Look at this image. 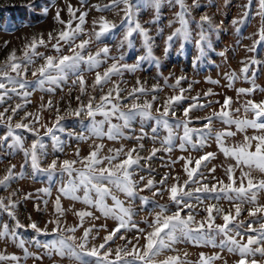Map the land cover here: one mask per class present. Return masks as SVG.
<instances>
[{
	"label": "rangeland",
	"instance_id": "1",
	"mask_svg": "<svg viewBox=\"0 0 264 264\" xmlns=\"http://www.w3.org/2000/svg\"><path fill=\"white\" fill-rule=\"evenodd\" d=\"M134 5H138V11L143 9L140 16L136 19L139 23L144 26L151 38V48L152 54L155 59L159 60V67L155 63V59L144 60L140 67L134 72H129L125 69H121L119 74L111 75L108 82L103 84V86L94 87V81L96 73L103 72L111 66L113 60L110 57H120L124 56L123 61L119 63L134 64L136 63V58L138 56L146 55V49L144 47L143 39L138 34L135 33L131 39L134 41V56L129 57L128 53L129 46L125 42L121 46V40L123 39L126 24L124 27L119 29H114L110 31V37H102L100 41L95 40V31L99 30V25L95 27L93 21H99L100 16H104L105 19L111 23L121 26L122 18L124 16L123 5L111 8L110 10L97 11L95 6L110 5L111 0H0V66L7 62L8 56L15 51L17 59L23 57L25 51V45H30L33 38L36 39L37 47L35 51L42 55H33L32 59L34 63L27 65V71L24 72L21 69L23 78L28 82L26 91L29 93L27 98H23L22 92L17 87L16 92L12 91L13 85L9 84L6 80L0 77L5 83V89H0V93L7 92L4 96L3 103H0V112H5L4 119H0V138H3L8 129L7 116H12L11 124L13 126L14 132L17 135L23 137V143L25 148L31 146L32 140L35 137L24 129H15L16 123H29L33 122L34 117H39V123L35 124V127L40 129L39 135L43 138V143L45 145L44 151L45 156L40 159L41 167H47V165L54 159L62 162L65 159L68 160H82V156L85 153L94 150V146L98 145L97 140L91 135L88 130V125L90 120L85 114L77 117L74 115H69L68 113L76 108H78L81 103L87 104L89 97H95L93 101L94 104L100 103V97L106 95L109 89H113L118 86L120 90V103L122 110L126 111L128 107L134 102L132 98H129V93L133 88L143 87L147 90V95H138V99L135 102L143 104L145 100L151 101L153 103L154 116L157 115L156 109L160 108L163 111V106L166 99L172 95H179L180 89L183 88L185 91L183 95L185 99L174 105L170 111H175L176 116H169L168 119L170 123L175 125L176 120H183V108L187 107L189 104L194 103L192 97H198L196 101L199 104H208L211 102V107H206L203 109H194L190 112L191 123L189 127L201 129L203 124L206 122L203 118L211 116L213 112H219L221 110V105L225 96L231 97L232 102L230 106V112L234 119H251V113H245L244 105L248 100H253L255 102L264 101V43L258 44L255 51L249 52L247 49L252 46L254 40L258 39V36L254 35L261 27L262 20L257 13L260 10V0H251L250 6L245 8L244 5L249 4V0H196L199 7H193V0H185V5L189 10V14L186 19L189 21V29L192 35L191 44H185V50L183 47L178 45V42H174L172 47L170 46L167 54L165 53V42L164 39L173 32V27H171L172 21L178 22L176 13L180 11V7L175 3V0H162L159 13L152 7H145L143 0H132ZM71 5L75 13L74 17L71 18V28L74 29L79 23L80 12H86L85 21L83 23L82 32L78 35L75 40L76 44H79L82 40H89L90 43L86 46L85 55L94 54L98 49L107 46L110 49L109 57L105 58L101 56L103 61L98 68L91 71L87 70V65H81V74L85 80V91L81 93L79 83L73 85V80L77 79L75 75H69L66 81H61L58 85H45V89L52 87L53 91H41L35 85V81L38 78L32 75L33 71H36L41 65L44 64V57L54 56L59 57V55L71 54L68 52V45L63 42L60 43L61 52L57 53L53 49L52 45L56 43V40H49V33L56 36L60 31L64 30L65 25L61 24L56 19V13L59 12L60 20L69 21L68 6ZM47 9V12H45ZM150 9L153 11L150 12ZM137 9L134 7L133 9ZM165 10L166 13H161ZM247 11L249 13L245 23L243 25L236 24L233 25L232 21L234 19H241L243 13ZM153 16H152V15ZM207 15L210 18V23L205 22L203 25L204 32L210 42L211 47L204 46L203 54L199 52L196 47L195 40L198 39V34L200 28L198 24L200 23V18ZM135 18V17H134ZM153 21L157 23H153ZM171 22V23H170ZM162 24V25H159ZM180 25V24H179ZM239 29V31H238ZM108 36V35H107ZM43 38L44 44H40V38ZM132 50V48H130ZM223 52L224 55H220ZM197 57L199 59L197 60ZM255 59L258 63H249L248 72L241 73L240 69L244 66L243 62H249ZM195 61V63H194ZM152 64L153 68L148 70L149 65ZM8 75L16 77V73L12 72L10 69L7 70ZM235 73L236 79L232 82V87H227L228 80L225 78V74L231 75ZM253 73L255 76L253 77ZM247 75L248 80L244 79ZM183 77L180 80L179 85H176L177 78ZM167 78V81H165ZM139 81V84L137 83ZM210 81H218V83H211ZM255 85V90L252 93L237 95L236 89L239 88H252ZM175 85V87H173ZM191 85V87H189ZM156 86L158 91L153 92V87ZM211 90L212 95L205 96L204 94ZM19 93V94H17ZM116 93L113 91V97ZM153 95L156 96L155 101L152 100ZM77 97H80L78 100ZM49 101H51V108L44 107L47 106ZM219 102V103H217ZM17 104H21L22 107L13 115L11 109ZM57 109H59V115L63 117L60 121L61 126L65 129L64 132L56 131V135L60 138L61 146L63 151L56 150L53 148V141L49 136H44L45 126L51 127L52 123L55 121L57 115ZM239 109V112L235 111ZM30 113L32 115L25 118V114ZM200 118V119H197ZM99 121V119L97 120ZM136 124L134 130L138 132L135 134L137 137L141 136V127L144 130V138L138 139L137 149L138 154L141 157H148L153 148L160 149L155 157L150 161L141 160L136 168L133 179L136 181L140 180L143 176L145 180L140 183V187L147 179H154L157 181V187H159V180L166 174L170 177L167 181V186H171L173 183H183L186 179V174L183 170V159L191 156L194 160L200 155L206 152L215 153V157L207 162V166L202 169L204 177L206 178L204 182L217 183V181H224L225 184L228 183L226 169L229 165H235L236 161L231 157L226 158L222 152H220L217 144L215 142V132L224 131L228 129L235 133L234 136L226 137L224 143L228 147H233L237 144L243 143L244 136L259 135L257 130L252 128H246L244 131H237L235 125H225L221 120L214 119L212 128V137L207 141L203 148L198 150H193L191 145H187L186 151H182L179 148V143H174L172 151L165 152L160 144V138L153 139L152 128L157 127L152 123L155 120H141L139 116L135 119ZM133 122V121H132ZM87 124V125H86ZM86 127V128H85ZM163 129V128H162ZM164 130V129H163ZM175 136L178 137L183 134V128H173ZM71 133V135H69ZM79 135H83L86 139H77ZM157 136V135H156ZM196 136L193 135V141L196 140ZM13 143L12 138L8 137L7 141L0 142V178H2L9 167L15 165L14 171L16 173L20 172V165L24 164L23 152L18 148H12L10 145ZM255 142H253L254 145ZM143 148H140V145ZM79 150V157L75 155L76 151ZM254 151V146L251 149ZM136 155V154H135ZM172 161H176L172 164ZM76 169L82 168L81 163H77L73 166ZM215 168L214 173L209 172V168ZM251 173V176L255 181L264 179V173H261L258 169L253 166L250 170L247 167H236L234 169L233 175L237 181L236 186L239 185L241 171ZM25 174L23 178L17 177L16 179L10 181L7 185L0 186V200H3L4 204H8L9 197L15 202V208L11 209L16 219L13 220L12 217L8 215V212L0 209V230L3 229L5 224L8 225L9 231L15 228L16 221L18 220L25 227L15 229L17 240L13 241L10 237L5 239H0V254L5 256L16 255L20 257L19 264H77L73 260H69L67 257L61 258L59 255L53 252L51 256L46 254V250L41 247H36L34 240H39L41 244L49 242L54 239L55 236L52 235V229L56 227L54 221L59 219L61 228H73L74 232H66L65 236H72L76 244L81 242V238L84 235V229H93L88 237V248L93 246H99L104 242V237L107 236L114 228L117 227L119 221L113 217L103 216L94 206L87 205L82 202V200H72L61 195L60 205L63 210L62 215H58L55 212L54 202L59 195L58 189L62 184L66 183L69 179L67 173L61 174L57 172L53 179L50 181L48 175L43 172L36 173L33 176L32 168L30 162L24 170ZM75 176V173H73ZM171 177H179V181L172 179ZM214 177V178H213ZM107 184V182H105ZM247 181H245V185ZM51 188L50 195H46L43 192L38 191L42 188ZM112 188L113 194L121 200L125 207L131 206L135 215L132 217L134 223L138 225L139 228L148 229L147 224L151 222L154 216V211L158 209L154 208L155 204H165L168 206L169 211H175L176 206L168 200V193L164 191L163 196H152V192L145 190L139 192L137 196L132 199L128 198L124 193L119 192L115 189L113 185H108ZM196 187V185H193ZM15 193V195H13ZM30 198L25 199L26 196ZM77 195L83 197V190L77 192ZM95 192L90 193V197L95 199ZM140 196H145L149 198V203L143 204L140 200ZM44 201H47L45 205ZM105 203L108 206H112L113 201L111 196L105 198ZM193 204V215L197 222L204 221L207 217L206 208L208 204H215L222 208L225 212L232 210L234 213V208L232 207V202L227 199H213L208 197L203 200V202L196 201L195 198L192 199ZM37 206L39 210H37ZM264 206V190L257 192L256 204L244 203L242 205L241 215L238 217V221H253L259 220L264 222V213H258L256 217H249L248 211L254 207ZM87 211L92 213L91 216L84 218L83 222L76 215L77 212ZM188 209L182 212V215L186 216ZM216 217L215 223H223L220 216L213 213ZM36 222L41 229L47 228L48 235L37 234L33 229L28 228L27 225ZM206 226V225H205ZM259 223H254V228H259ZM246 231V229L244 230ZM250 235H255V233H248ZM126 236L127 240L133 241L135 243L134 237L139 235L135 228L130 230H121L117 237H114V242L110 241L106 248L112 249V254L110 259H114L115 249L117 247L125 246L126 241L119 239V236ZM221 237L217 236V243ZM19 240L25 241V247L30 253H35L40 256L41 259L36 260L32 257L27 259L24 258V249L17 247ZM244 240H247V235H245ZM145 241L141 238L138 247H141ZM131 249V245H128ZM255 247V246H253ZM174 251L165 250L162 254L155 257V264H159L160 261L166 259L167 256H178L180 261H184L185 264H199L200 254L203 253L204 256L210 257L216 253H219L223 259L214 260L212 264H235V262L240 258L238 254L228 253L225 249L221 252L218 247H212L211 245L205 244H193L191 242H180L174 245ZM104 249H101L103 252ZM256 259L257 264H264V257L257 254L255 257L249 256L248 259ZM84 259L88 260L90 264H96V258L85 256ZM0 264H17L15 261L4 260L0 261Z\"/></svg>",
	"mask_w": 264,
	"mask_h": 264
},
{
	"label": "snow or ice",
	"instance_id": "2",
	"mask_svg": "<svg viewBox=\"0 0 264 264\" xmlns=\"http://www.w3.org/2000/svg\"><path fill=\"white\" fill-rule=\"evenodd\" d=\"M83 2V0H82ZM162 0H143L145 7L154 8L157 13L161 6ZM171 2V0H170ZM175 3L179 5L180 11L176 13V17L179 21L180 27L176 28L171 35L167 37L168 47L165 48V53L167 54L171 42L174 39H180L182 42L191 41L192 35L189 29V21L186 19V16L189 14V10L185 5V0H175ZM251 0H249L248 5H244L245 8L250 6ZM123 5L124 16L122 18L121 27H124L126 24V30L121 40V46L127 42L128 46H132V37L135 33H138L144 43L146 49V55L138 56L136 58V63L126 64L119 63V61L124 60V56L120 57H110L113 60V63L108 67L103 74L97 72L95 76V81L93 86H103L107 83L110 76L114 74H119L121 69H125L129 72H134L137 68L140 67L141 63L146 59H155L152 54L151 48V38L149 36L148 30L142 26L138 20H134V16L138 15V5H134L132 0H111L110 5H104L103 8L100 6H95L97 11L110 10L111 8ZM134 7L137 11L134 12ZM193 7H199L196 0H193ZM47 12V9H45ZM69 21L65 22L60 20L59 12L56 13V19L61 24L65 25L64 30L60 31L56 36H53L52 33H49V40H56V43L52 45L53 49L57 53L61 52L60 43L68 45V52L71 54L59 55V57L46 56L44 57V64L41 65L36 71H33L32 75L38 78L34 82L36 87L41 91H53L52 87L45 89V85H58L61 81H66L69 75H75L77 79L73 80V85L79 83L80 91L83 93L85 91V80L81 74V65H87V70L91 71L95 68H98L103 62L101 56L108 58L110 49L105 46L98 49L94 54L85 55L86 46L90 43L89 40H82L79 44L75 43L78 35L82 32V25L85 21L86 12H80L79 14V23L74 29L71 26V18L74 17L75 13L71 5L68 6ZM249 13L245 11L243 17L239 20L234 19L232 21L233 25L241 24L243 25L248 17ZM261 17L262 27L254 33L258 36V39L254 40L252 46L247 50L253 52L256 49L258 44L264 43V0H260V10L257 13ZM155 21H153L154 23ZM205 22L210 23V18L205 15L200 18V23L198 27L200 32L198 34V39L195 40L197 49L201 54H203L204 46L207 43L208 47H211L210 42L204 32L203 25ZM171 23V22H170ZM99 25V30L95 31V40L100 41L102 37L106 36L110 31L117 28V25L111 23L105 19L104 16L99 17V21L94 20L93 25ZM239 31V29H238ZM40 44H44V40L41 37ZM37 47L36 39L33 38V41L30 45H25V51L23 57L20 59L16 58L15 51L11 53L7 62L0 66V77L3 80H6L9 84L13 85L12 91L16 92L17 87L22 92L23 98H27L29 93L25 90L28 82L23 78L21 69L26 73L27 65L34 63L32 56L33 55H42L35 51ZM183 47V43L181 45ZM220 55H224L223 52ZM199 57H197V60ZM157 67H159V60L155 59ZM195 63V61H194ZM244 66L240 69L241 73H247L249 70V63L255 64L258 63L255 59H252L249 62H243ZM8 69L16 73V77L8 75ZM255 73H253V77ZM225 78L228 80L227 87H232V82L236 79L235 73L231 75L225 74ZM183 77L177 78L176 85H179L180 80ZM244 79L247 81V75L244 76ZM3 80H0V89H5V83ZM167 81V78H165ZM211 83H218V81H210ZM139 84V81H137ZM175 87V85H173ZM191 87V85L189 86ZM255 90V85L253 84L252 88H239L236 89L237 95L252 93ZM113 91L116 95L113 97ZM153 92L158 91L156 86L152 89ZM184 89H180L179 95H172L168 97L164 103L163 111L160 108L156 109L157 115L153 116L151 109L153 103L151 101L145 100L141 105L136 101L138 95H147V90L143 87L133 88L129 93V98L133 99V103L126 111L122 110L120 103V90L118 86L113 89H109L106 95L100 97V103L94 104L93 101L95 97H89L88 103L81 105L70 111L69 115L81 116L85 114L89 120L90 124L88 125V130L91 135L96 137H103L107 135L108 139H117L123 135L122 129L130 128L131 122L139 116L141 120H155L157 126H162L163 129L167 132V135L161 141V146L165 152L172 151L174 146L173 141L176 136L173 131V128H183V134L179 136V148L182 151H186L187 145H191L193 150H198L203 148L207 141L212 137V128L210 127L214 119L221 120L225 125H235L237 131H244L246 128H252L257 130L259 135L253 136H244L243 143L237 144L233 147H228L225 145L224 140L226 137L234 136L235 133L225 129L224 131L215 132V142L220 152L224 154L226 158L231 157L236 161L235 165H229L226 169V175L228 183L225 184L224 181L220 180L217 183L209 185V183L204 182L205 177L202 169L207 166V162L215 157V153L206 152L203 155H200L194 160L191 156L183 159V170L186 174V179L183 180V183H173L171 186H167V181L170 178L167 174L164 177H161L159 180V187H157V181L154 179H147L143 186L140 187V183L145 180L143 176L140 177L139 181L133 179V168L138 166L139 162L143 159L145 161H150L155 157L156 153L160 150L153 148L148 157H141L138 154V149H129L125 154L123 159H119L123 149L115 150V153L110 156L101 157L99 155L102 145H95L94 150L91 151L88 156L84 157L82 160H68L65 159L62 162L58 163V160H52L47 167H41L40 159L42 156L46 155L44 151L45 145L43 143V138L39 135L40 129L35 127L36 123H39V117H34L33 122L29 123H16L15 129H24L27 132L31 133L35 139L32 140L31 146L29 148L24 147L23 137L15 134L13 126L11 124L12 116H7L8 129L7 133L3 138H0V142L7 141L8 137L12 138L13 143L10 145L12 148H18L23 152L24 155V164L20 165V172L16 173L14 169L15 165H12L7 169L6 174L0 178V186L7 185L10 181L16 179L17 177H24V170L28 163L30 162L33 176L36 173L43 172L48 175L49 180L51 181L57 172L64 174L67 173L69 179L66 183L57 190L59 195H57L54 207L55 212L58 215L63 214V210L60 205L61 195L63 197L70 198L72 200H82L83 203L87 205L94 206L103 216L113 217L118 220L119 223L116 228H114L107 236L104 237V242L101 243L98 247L93 246L88 248V237L90 232L93 230L91 228L84 229V235L81 238V242L76 244L72 236H65L66 232H74L73 228H61L59 219L50 221L54 223L56 227L52 229V235L55 236L54 239L49 242L41 244L39 240H34L36 247H43L46 250V254L51 256L53 252L59 255L61 258L67 257L69 260L77 262V264H90V262L84 259L85 256L95 257L96 264H155L154 258L162 254L165 250L174 251V245L180 242H191L193 244H205L211 245L212 247H218L223 252L225 249L228 253L238 254L239 259L235 264H257L256 259L249 260L248 257H255L259 254L261 257H264V222L259 220H253L249 222L238 221V217L242 212V205L244 203L256 204L257 192L264 190V179L255 181L251 176L250 171L244 172L241 171L239 185L236 186L237 181L234 178L233 172L236 167H247L252 169L255 166L261 173H264V101L255 102L253 100H248L244 105L245 113H251V119H234L230 112V106L232 102L231 97L225 96L223 104L221 105V110L219 112H213L211 116L204 117L206 121L203 124L201 129L191 128L189 124L191 123L190 112L194 109H203L206 107H211V102L208 104H199L196 101L198 97H192L194 103L189 104L187 107L183 108L184 119L176 120L175 125L170 123L168 117H175V111H170L174 105L181 103L185 96L183 95ZM19 94V93H17ZM7 95V92L0 93V103H3L4 96ZM205 96L212 95L211 90L204 94ZM79 100L80 97H77ZM156 96L153 95L152 100L155 101ZM219 103V102H217ZM22 107L21 104H17L14 108L11 109L13 115ZM42 108L48 107L51 108V101L48 105H42ZM8 109H5V112H0V119L5 118V114ZM235 111L239 112V109ZM32 114L26 113L25 118ZM97 115L102 116L104 119L97 121L95 117ZM116 117L121 120L122 124H113L111 118ZM63 119L59 115V109H57V115L55 121L52 123L51 127L45 126L44 136H49L53 141V148L56 150L63 151L61 146L60 138L56 135V131L64 132L65 129L61 126L60 121ZM200 119V118H197ZM107 124V132H104V125ZM159 128L153 127V139L157 138L156 134L158 133ZM71 135V133H69ZM144 130L141 127V136L137 139L144 138ZM193 135L197 138L193 141ZM131 138V137H125ZM77 139L83 140L86 139L85 136L79 135ZM253 142L254 145H253ZM254 146V151L251 150ZM143 148L141 144L139 146ZM111 151V150H110ZM136 153V155H134ZM75 155L79 157V150L76 151ZM118 161V162H117ZM77 163L82 164V168L76 169L73 166ZM172 164H175L176 161H172ZM107 166H103V165ZM210 173L215 172V168H209ZM75 173V176L73 175ZM172 179L179 181V177H171ZM214 178V177H213ZM245 181L247 184L245 185ZM107 182V184L105 183ZM108 185H113L115 189L119 192L124 193L128 198L134 199L138 191L143 192L145 190L151 191L152 196H163L164 191L168 193V200L176 206L175 211H169V208L165 204H155L154 208L158 211H154L153 219L150 223L145 221L148 229H141L136 223L133 222L132 217L135 215L131 206L125 207L123 202L113 194L112 188ZM196 185V187H193ZM83 190V197L77 195V192ZM38 191L50 195L51 188H42ZM95 192V199L90 197V193ZM15 195V193H13ZM111 196L113 201L112 206H108L105 203V198ZM211 197L213 199L219 200L221 198L227 199L232 202V207L234 208V213L232 210L225 212L222 208L215 204H208L206 208L207 217L204 221L197 222L194 219L192 212L193 204L191 203L192 199L195 198L198 202H203L204 199ZM30 198L26 196L25 199ZM143 204L149 203V198L145 196L139 197ZM47 205V201H44ZM15 208V202L9 197L8 204L5 205L3 200H0V209H3L8 212V215L12 217L13 220L16 219L14 212L11 210ZM185 209H188L186 216L182 215ZM37 210L39 207L37 206ZM220 216L223 223L216 224V217L213 215ZM258 213H264V206L254 207L249 209L248 216L256 217ZM76 215L83 222L84 218L91 216L92 213L87 211L77 212ZM259 223V228H254L253 224ZM206 225V226H205ZM25 227L18 220L16 221L15 228L9 231L8 225L5 224L3 229L0 230V239L11 238L13 241L17 240V235L15 229ZM28 228L33 229L38 235L44 234L48 235L47 228L41 229L36 222H32L27 225ZM135 228L139 235L134 237L135 243L131 240H127L126 236H119V239L125 240V246L117 247L115 249L114 259H110L112 254V249L106 248L110 241L114 242V237H117L121 230H130ZM246 229V231H244ZM248 233H255V235H250ZM245 235H247V240H244ZM219 236L221 239L217 243L216 237ZM143 239L145 243L141 247H138L140 239ZM128 245H131L129 249ZM255 246V247H253ZM17 247L24 249V258L27 259L32 257L33 259L39 260L40 256L35 253H30L25 247V241L19 240ZM101 249H104L101 252ZM223 257L216 253L210 257H205L203 253L200 254L199 264H212L214 260H220ZM11 260L19 264L20 257L16 255L5 256L0 254V261ZM159 264H185L184 261H180L178 256H167L166 259L159 262ZM227 264V261H225Z\"/></svg>",
	"mask_w": 264,
	"mask_h": 264
},
{
	"label": "crops",
	"instance_id": "3",
	"mask_svg": "<svg viewBox=\"0 0 264 264\" xmlns=\"http://www.w3.org/2000/svg\"><path fill=\"white\" fill-rule=\"evenodd\" d=\"M137 11V10H136ZM151 11H153V9H150V12ZM135 12V11H134ZM141 12H143V9H140V11H138V15L137 16H140L141 15ZM161 13H166V11L165 10H162L161 11ZM152 15V14H151ZM154 15V14H153ZM152 15V16H153ZM137 16H134L135 18H134V20H137L136 19V17ZM155 23H157V22H155ZM159 25H162V24H159ZM121 26L119 25V26H117V29H119ZM171 27H173V31L176 29V28H178V27H180V25H179V23L178 22H175L174 20L172 21V24H171ZM108 35V36H107ZM106 36H105V38L106 37H110L109 35H110V33H108ZM169 36V35H168ZM167 36V37H168ZM167 37H165V39H164V42H165V46L166 47H168V43H167ZM178 42V45H182V43H183V50H185L186 48H185V44L187 43L188 45L189 44H191V42H192V39H191V41H188V42H182L180 39H174V41H172L171 42V47H172V44L174 43V42ZM132 44L134 45L135 43H134V41H133V39H132ZM131 46V47H129V53H128V56L129 57H133L134 56V50H133V47L134 46ZM130 48H132V50H130ZM170 48V47H169ZM149 61H151V59H148ZM150 63H152V61L150 62ZM147 65H149V64H147ZM153 68V66H152V64H150L149 65V67H148V70H150V69H152ZM151 112H152V115L154 116L155 114L153 113V110H151ZM87 119H89V118H87ZM95 119L96 120H98L99 119V121L100 120H102V119H104L102 116H100V115H97L96 117H95ZM136 119V118H135ZM135 119L133 120V122H131V126H130V128H124V129H122V132H123V135L121 136V137H119V138H117V139H108V137H107V135H104L103 137H96V136H94V139H96L97 140V144L98 145H102V147H101V149H100V152H99V155L101 156V157H106V156H110V155H113L114 153H115V150H117V149H123V151L121 152V154H120V157H119V159H123L124 158V154L129 150V149H133V148H135V149H137V142H138V139H137V136L135 135V134H137L138 132L136 131V129H135V132H133V134H132V131L134 130V128L135 127H137V126H135V124H136V121H135ZM154 121V120H153ZM111 122L113 123V124H122L123 122L121 121V120H119V119H117L116 117H112L111 118ZM153 125H155V126H157L156 125V123H152ZM87 125V124H86ZM158 128H159V131H158V133L156 134L157 135V137L158 138H160V144H161V141L163 140V138L167 135V132L165 131V130H163L162 128V126H157ZM86 128V127H85ZM104 132L106 133L107 132V124H105L104 125ZM125 137H131L130 139L129 138H125ZM174 143H178L179 142V136L178 137H176L175 138V140L173 141ZM111 150V151H110ZM92 151V150H91ZM90 151V152H91ZM90 152H88L87 151V153H85V155L84 156H82V158H84V157H86V156H88V154L90 153ZM136 153H134V155H135ZM118 162V161H117ZM103 166H107L106 164L105 165H103ZM135 170H136V168L134 167L133 168V175L135 174Z\"/></svg>",
	"mask_w": 264,
	"mask_h": 264
}]
</instances>
